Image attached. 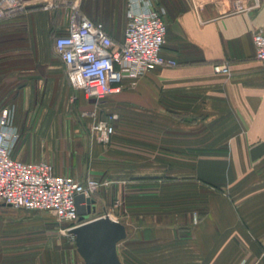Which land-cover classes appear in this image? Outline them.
Segmentation results:
<instances>
[{
    "label": "crops",
    "instance_id": "obj_1",
    "mask_svg": "<svg viewBox=\"0 0 264 264\" xmlns=\"http://www.w3.org/2000/svg\"><path fill=\"white\" fill-rule=\"evenodd\" d=\"M151 1L164 11L163 54L178 66L126 82L96 107L70 86L54 41L77 7L120 43L127 0H22L0 22V45L30 65L7 105L19 131L12 156L110 182L96 213L126 208L131 264H264V67L252 42L264 0ZM93 111L118 116L106 144L91 134Z\"/></svg>",
    "mask_w": 264,
    "mask_h": 264
},
{
    "label": "built area",
    "instance_id": "obj_2",
    "mask_svg": "<svg viewBox=\"0 0 264 264\" xmlns=\"http://www.w3.org/2000/svg\"><path fill=\"white\" fill-rule=\"evenodd\" d=\"M21 9L22 0H0V22ZM163 14L151 0H127L123 39L117 43L102 23L93 22L74 7L67 33L54 41V51L64 64L73 90L81 92L86 100H93L96 107L109 96L120 93L126 82H136L158 68L177 67L175 58L163 54L167 33ZM252 42L255 60L264 67V30H255ZM216 70L227 72V67H216ZM84 115L91 119L94 139L108 143L118 116L111 114L101 119L96 111ZM18 141L15 107L0 108V207L48 214L56 223L67 225L66 232L79 226L82 222L76 197L94 199L110 182L92 177L80 181L70 175H57L46 161H19L12 156ZM117 207L118 202L113 203L112 209ZM104 216L116 220L109 211L99 217ZM239 264L248 263L243 260Z\"/></svg>",
    "mask_w": 264,
    "mask_h": 264
},
{
    "label": "rangeland",
    "instance_id": "obj_3",
    "mask_svg": "<svg viewBox=\"0 0 264 264\" xmlns=\"http://www.w3.org/2000/svg\"><path fill=\"white\" fill-rule=\"evenodd\" d=\"M23 50L30 51L28 46H24ZM16 51L17 46L11 43L0 45V108L14 105L16 72L30 69L28 61L15 60ZM112 207L113 204L106 212H111L113 218L128 225L131 230V216L125 213L126 208ZM103 213L97 211L95 216L99 217ZM92 218H95L94 215ZM66 229L67 225L56 223L48 214L1 206L0 264H82L75 250L74 237ZM128 246H131L129 232L128 237L117 246L123 264H131Z\"/></svg>",
    "mask_w": 264,
    "mask_h": 264
},
{
    "label": "water",
    "instance_id": "obj_4",
    "mask_svg": "<svg viewBox=\"0 0 264 264\" xmlns=\"http://www.w3.org/2000/svg\"><path fill=\"white\" fill-rule=\"evenodd\" d=\"M76 207L82 223L68 233L74 237L75 250L82 264H122L117 246L128 237L126 226L108 216L90 219L97 210L94 199L79 195Z\"/></svg>",
    "mask_w": 264,
    "mask_h": 264
}]
</instances>
